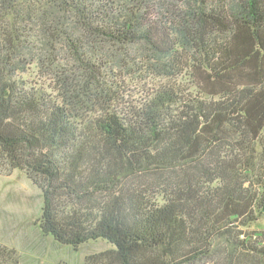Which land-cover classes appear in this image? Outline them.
Returning a JSON list of instances; mask_svg holds the SVG:
<instances>
[{"label":"trees","instance_id":"1","mask_svg":"<svg viewBox=\"0 0 264 264\" xmlns=\"http://www.w3.org/2000/svg\"><path fill=\"white\" fill-rule=\"evenodd\" d=\"M0 15L17 54L35 17L73 60L53 67L56 96L0 54V175L41 191L44 235L108 245L83 264H264V0H0ZM139 68L159 80L132 105L121 71ZM0 264L17 250L0 243Z\"/></svg>","mask_w":264,"mask_h":264},{"label":"rangeland","instance_id":"2","mask_svg":"<svg viewBox=\"0 0 264 264\" xmlns=\"http://www.w3.org/2000/svg\"><path fill=\"white\" fill-rule=\"evenodd\" d=\"M173 4L180 6L175 1ZM32 20L25 25L27 26L25 41L20 43L25 49L21 55L17 54L19 48L17 50L6 44L5 34L12 24V19L10 16L4 18L0 15V54L8 53L7 62L11 64L14 76L18 80L41 87L47 93L57 96L58 81L53 67L58 65L70 67L73 60L64 42L56 44L52 52L55 53L53 57L51 49L43 45V33L36 25L35 17H32ZM12 50L14 54L9 53ZM133 55L136 54L131 56ZM124 61L127 65L132 62L127 58ZM134 65L138 68L137 64ZM129 72L121 71L125 85L124 99L136 105L143 99L142 90L150 89L152 83L158 82L159 79L152 74L148 75L140 68ZM41 205V191L23 172L14 170L9 175H0V243L14 247L19 254L21 264H83L85 255L108 247L104 241L91 240L75 250L69 245L58 243L51 236L44 235L37 221L41 213ZM251 225L252 229H264V216ZM197 264H224V262L221 257L215 256Z\"/></svg>","mask_w":264,"mask_h":264}]
</instances>
